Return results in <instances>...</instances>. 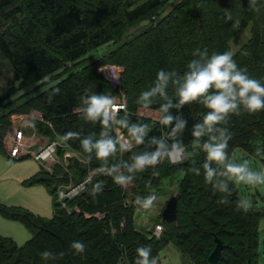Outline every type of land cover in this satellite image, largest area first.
Here are the masks:
<instances>
[{
  "label": "trees",
  "instance_id": "1",
  "mask_svg": "<svg viewBox=\"0 0 264 264\" xmlns=\"http://www.w3.org/2000/svg\"><path fill=\"white\" fill-rule=\"evenodd\" d=\"M86 1L0 0V15L4 21L11 22L8 33H0V55L12 69L9 90L4 97L0 96V106L18 92L66 71L68 78L50 90L49 98L28 102L14 112L38 109L51 126L37 123V130L51 137L50 140L60 138L86 161L73 156L65 169L55 166L49 173L42 168L25 181L49 189L53 196L50 219L0 204V216L20 222L32 234L23 247L0 237V264H43L40 254L44 251L56 255L48 264H118L124 254L133 260L137 247H150L158 258L168 245L191 264H208L215 238L223 244L217 264H264V227L261 229L264 196L256 194L249 200L251 207L247 212L238 211L237 204L242 198L236 184H232L228 202L221 203L223 194L216 193L203 175L199 182L191 176V166L203 159H193L190 154L193 150L190 129L197 122L196 111H204L201 105H186L183 109L189 124L178 142L190 156L176 165H170L167 159L162 163L166 167L165 178L171 174H183V177L175 195L177 221L168 224L161 217L159 224L163 232L158 238L141 234L134 224L135 212L142 209L137 201L152 194L157 184V177L147 176L146 170L136 175L131 190L114 184L106 175H92L84 193L64 200L58 196L59 186L77 185L100 164L95 158L88 161L77 138L62 139L67 132L99 136L101 126L85 122L76 111L82 96L91 92L114 96L120 90L126 102V111H119L120 116L147 123L152 129L149 136H158L161 129L157 120L137 115L138 111L156 115V105L144 110L135 103L139 93L149 87L159 69L183 72L197 49L229 52V42L239 25L249 23L252 37L233 59L250 76L264 82V0H184L163 18L160 10L167 3L165 0H146L136 7L133 0H105L102 8L96 7L93 13L84 8ZM144 21L149 22L146 30L124 40L122 30ZM110 42L116 49L98 64L84 68L77 64L89 51ZM7 119L8 114L0 109L1 154ZM226 126L232 133L230 155L258 162L264 170V155L257 156L255 146H251L253 137L264 132V110L232 115ZM145 146H136L134 150ZM63 152L58 146L61 159ZM129 155L118 154V159L127 160ZM97 181H102L103 190L93 195L91 189ZM74 239L85 242L83 255L70 251L69 244Z\"/></svg>",
  "mask_w": 264,
  "mask_h": 264
},
{
  "label": "clouds",
  "instance_id": "2",
  "mask_svg": "<svg viewBox=\"0 0 264 264\" xmlns=\"http://www.w3.org/2000/svg\"><path fill=\"white\" fill-rule=\"evenodd\" d=\"M192 55L183 72L174 68L159 69L149 87L136 97L135 103L144 110L156 105L157 123L161 129L158 136H149L152 129L147 123L133 122L127 115L120 116L118 109L121 105L111 94L91 92L80 98L76 111L85 122L101 126L99 136L67 132L62 139L77 138L88 161L95 158L100 162L93 176L106 175L114 184L126 188L138 173L168 159L173 152H183L178 138L189 124L183 109L186 105L196 104L201 105L204 111L192 124L190 135L193 137V151L203 153V160L199 166L191 167V172L196 176L203 175L216 193L223 194L221 203L228 202L232 184L264 185V170H254L248 160L240 162L228 152L232 133L226 126L232 115L264 110V82L240 67L231 52L209 53L197 49ZM55 91L59 92V89ZM140 145L146 146L142 150H134ZM124 153H130L128 159H118V154ZM256 155H264V147H258ZM102 190V181H97L91 192L95 195ZM157 199L153 193L137 203L148 209ZM250 207L247 199H241L237 204L238 211L247 212ZM69 249L75 255H83L86 244L74 239ZM40 255L43 264L56 258L51 251ZM134 264H158V259L150 247L140 246L136 248Z\"/></svg>",
  "mask_w": 264,
  "mask_h": 264
},
{
  "label": "rangeland",
  "instance_id": "3",
  "mask_svg": "<svg viewBox=\"0 0 264 264\" xmlns=\"http://www.w3.org/2000/svg\"><path fill=\"white\" fill-rule=\"evenodd\" d=\"M108 1V0H106ZM110 1V0H109ZM146 0H133L134 7L141 5ZM164 7L160 10L161 17L168 15L178 4H180L184 0H165ZM101 2V5H100ZM105 3V0H87L84 3V8L87 9L88 13L96 12V7H101ZM238 10V9H237ZM237 18V16H236ZM235 18V19H236ZM235 36L229 42V52L232 53L233 57L244 47L252 37V24L249 23L247 25L241 24L239 25ZM11 27L10 21H4L3 16L0 15V33H8V28ZM149 27V22H137L135 25L127 27L126 30H122V37L124 40L129 39L130 37L142 33ZM129 37V38H128ZM116 49V45L112 42L104 44L96 49L89 51L85 56H83L77 64H80L81 68L91 66L93 64H98L99 60L107 55L109 52ZM80 68H76L75 70H79ZM74 70V71H75ZM100 73H103V70H100ZM103 75V74H102ZM68 78V73L64 70L60 71L56 75L49 77L43 83L25 89L23 91L18 92L16 95L5 99L0 106V109L3 110V114H8V125L5 129V133L2 137V147H3V154L0 153V204L6 207L11 208H20L25 211H28L36 216L41 218L50 219L53 213V196L50 193L49 189H46L42 185H28L26 180H29L37 173L42 170L41 164L35 161L31 157H25L22 159H15L9 156L8 153V141H7V134L10 127L20 122V120H28L35 132L36 136L39 138H46L51 139L44 134H41L36 127L37 123L51 126L48 122L45 121L44 115L38 109H29L26 113H17L14 110L21 108L26 103L35 101V100H42L43 98H49L50 90L55 87L59 82L63 81L64 79ZM111 80H115V78L110 77ZM109 78V79H110ZM12 80V69L10 64L6 59H4L0 55V96L4 97L9 90V86ZM119 95H114L117 100L124 99L123 93L118 90ZM121 96V97H120ZM120 97V98H119ZM125 102V100H124ZM126 106V102H125ZM123 112L126 111V108L122 110ZM203 111L199 110L196 111V118L197 121L199 120L200 116L202 115ZM138 116L144 117L151 120H157L158 117L155 114H150L147 112L138 111ZM23 135L25 137H29L32 135L29 129L22 130ZM262 138V142L259 140ZM256 137H253L251 141V146H255L257 149L258 147H264V132L259 134ZM57 142L59 143L60 147L63 148L64 152L62 153L63 156L66 152H69L73 158H77L81 161L86 162L83 157L77 151L71 150L67 148V146L61 141L60 138L56 137ZM33 151L37 150V147L32 148ZM256 153V150L255 152ZM62 154L60 156H62ZM193 159L200 160L203 157V153H195L193 150L190 153ZM187 152L183 149V152L180 153L179 159H173L169 157L166 161L170 163V165H176L179 163H183L189 156ZM62 156V158H63ZM233 159L243 162V158L232 156ZM263 159V156L261 157ZM71 158H69L70 160ZM203 160V159H202ZM164 160L161 161L159 164L150 167L146 170L147 176H156L157 177V184L154 191L151 193L156 194L158 199L154 203V205L148 209H141L139 208L135 212L134 216V224L135 228L143 234H151L153 237V233L155 232V226L161 225L159 224L160 219L162 217V212L166 203L177 194L178 186L180 184V180L183 177V174L178 175H170L167 178L164 177L165 165ZM249 166L255 169L263 170L262 166L258 162H254L248 160ZM193 166H199V163H196ZM191 166V167H193ZM151 171V173H150ZM94 171H89L88 174H93ZM188 172V171H187ZM191 176L195 177V180L199 182V177L194 175L191 171ZM162 177V178H161ZM133 183L131 182L125 189L131 190L133 189ZM236 188L238 191L239 196L242 199H247L248 201L251 200L253 196L259 194L260 196H264V185L260 186H246L244 184H236ZM261 229L264 227V218L262 219ZM162 226V225H161ZM0 237L9 238L14 243L19 246L23 247L32 237L31 232L24 227L18 221H11L3 218L0 216ZM219 240L221 243L222 241L219 238H215ZM223 245V244H222ZM216 246V245H215ZM129 259V257L127 256ZM158 264H191L185 257H183L172 245L166 246L163 250L160 251L158 256Z\"/></svg>",
  "mask_w": 264,
  "mask_h": 264
},
{
  "label": "built area",
  "instance_id": "4",
  "mask_svg": "<svg viewBox=\"0 0 264 264\" xmlns=\"http://www.w3.org/2000/svg\"><path fill=\"white\" fill-rule=\"evenodd\" d=\"M118 101L121 105L118 110H124V99L121 98ZM26 129L30 130V132L32 133L31 136L25 137L23 135L22 130ZM7 141L8 153H10L9 156L15 159H22L29 156L35 161L39 162L41 164V167L49 173L52 172L55 166H61L63 169H65L68 159L72 157L69 152H66L61 159L58 154V146L60 145L57 140L37 137L32 124L27 119L20 120V122L9 128ZM35 146L37 147V150L33 151L32 148ZM92 175L89 174V176L84 181L78 183L77 185L69 184L66 186H59V199H72L84 193ZM162 232L163 227L161 225H156L153 236L158 238ZM134 259L135 257H133V260H130L127 258V255L124 254L118 264H134Z\"/></svg>",
  "mask_w": 264,
  "mask_h": 264
},
{
  "label": "water",
  "instance_id": "5",
  "mask_svg": "<svg viewBox=\"0 0 264 264\" xmlns=\"http://www.w3.org/2000/svg\"><path fill=\"white\" fill-rule=\"evenodd\" d=\"M162 219L168 224H173L177 221V199L175 196L166 203L162 212ZM222 250V243L216 240V246L208 258V264H217L221 257Z\"/></svg>",
  "mask_w": 264,
  "mask_h": 264
},
{
  "label": "bare ground",
  "instance_id": "6",
  "mask_svg": "<svg viewBox=\"0 0 264 264\" xmlns=\"http://www.w3.org/2000/svg\"><path fill=\"white\" fill-rule=\"evenodd\" d=\"M180 152L181 151H176V152H173L172 154H171V158L172 159H178V158H180Z\"/></svg>",
  "mask_w": 264,
  "mask_h": 264
},
{
  "label": "crops",
  "instance_id": "7",
  "mask_svg": "<svg viewBox=\"0 0 264 264\" xmlns=\"http://www.w3.org/2000/svg\"><path fill=\"white\" fill-rule=\"evenodd\" d=\"M1 156V155H0ZM0 165H1V161H0Z\"/></svg>",
  "mask_w": 264,
  "mask_h": 264
}]
</instances>
